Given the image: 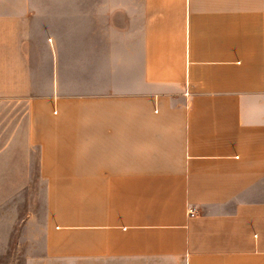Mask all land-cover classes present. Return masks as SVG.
Segmentation results:
<instances>
[{"label":"crops","instance_id":"obj_1","mask_svg":"<svg viewBox=\"0 0 264 264\" xmlns=\"http://www.w3.org/2000/svg\"><path fill=\"white\" fill-rule=\"evenodd\" d=\"M0 232H39L26 264H264V0H0Z\"/></svg>","mask_w":264,"mask_h":264},{"label":"rangeland","instance_id":"obj_2","mask_svg":"<svg viewBox=\"0 0 264 264\" xmlns=\"http://www.w3.org/2000/svg\"><path fill=\"white\" fill-rule=\"evenodd\" d=\"M34 183H36V186L38 185L37 181ZM40 192L41 190L36 188L33 195L37 197L40 195ZM27 195L30 196L31 192L28 194L26 191L25 196ZM38 234L39 232H0V264H26L28 258L35 257V254L27 253L26 246H37ZM49 264L64 263H60L58 259H53Z\"/></svg>","mask_w":264,"mask_h":264},{"label":"built area","instance_id":"obj_3","mask_svg":"<svg viewBox=\"0 0 264 264\" xmlns=\"http://www.w3.org/2000/svg\"><path fill=\"white\" fill-rule=\"evenodd\" d=\"M188 214H189L190 217H196L197 212H196L195 209H190V210L188 211Z\"/></svg>","mask_w":264,"mask_h":264}]
</instances>
